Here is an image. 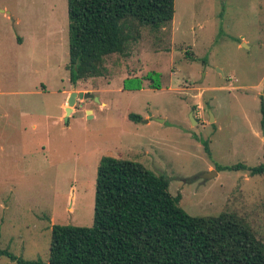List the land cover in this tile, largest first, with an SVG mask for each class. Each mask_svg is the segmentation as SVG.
<instances>
[{
	"label": "rangeland",
	"instance_id": "1",
	"mask_svg": "<svg viewBox=\"0 0 264 264\" xmlns=\"http://www.w3.org/2000/svg\"><path fill=\"white\" fill-rule=\"evenodd\" d=\"M2 9L0 252L16 260L0 264L47 262L52 225H93L102 157L166 175L188 215L235 214L264 242V177L249 170L264 163V0H174L169 24L133 31L101 76L76 84L67 0H0ZM135 79L141 89H124ZM71 92L98 101L78 99L65 121Z\"/></svg>",
	"mask_w": 264,
	"mask_h": 264
},
{
	"label": "trees",
	"instance_id": "2",
	"mask_svg": "<svg viewBox=\"0 0 264 264\" xmlns=\"http://www.w3.org/2000/svg\"><path fill=\"white\" fill-rule=\"evenodd\" d=\"M67 16V70L70 83L76 84L101 76L104 59L124 54L133 31L169 24L174 0H67ZM147 78L151 88H159L158 74ZM126 81V90L142 88L140 80L134 86ZM249 170L251 176L264 177V163ZM168 188L164 174L138 162L102 157L93 225H52L48 261L17 259V264H264V242L243 220L228 213L190 216Z\"/></svg>",
	"mask_w": 264,
	"mask_h": 264
},
{
	"label": "water",
	"instance_id": "3",
	"mask_svg": "<svg viewBox=\"0 0 264 264\" xmlns=\"http://www.w3.org/2000/svg\"><path fill=\"white\" fill-rule=\"evenodd\" d=\"M2 12H3V10H0V13H2ZM243 46H244V44H243ZM78 99H83V100L95 99L96 101H98V99L93 97V95H91L90 93L71 92L69 94L68 100L66 102V107L64 108L65 121H67V118L69 117V115L74 111V108H75V105H76V102H77ZM190 118L193 121V123H195V124L197 123V121L193 118L192 114H190ZM212 120H213V117H212V115L210 113V121H212ZM213 176H215V173L214 172H209V173H205L204 175H202L201 179L204 181V180L212 178Z\"/></svg>",
	"mask_w": 264,
	"mask_h": 264
},
{
	"label": "crops",
	"instance_id": "4",
	"mask_svg": "<svg viewBox=\"0 0 264 264\" xmlns=\"http://www.w3.org/2000/svg\"><path fill=\"white\" fill-rule=\"evenodd\" d=\"M2 10H3V9H2ZM3 12H4V10H3ZM3 12H2V13H3ZM65 99H66V97H65ZM65 99L63 100V102L60 103V108L63 109V110H64V108L66 107ZM72 113H73V112H72ZM72 113H71V114H72ZM71 114H70V115H71ZM63 115H64V114H63Z\"/></svg>",
	"mask_w": 264,
	"mask_h": 264
},
{
	"label": "bare ground",
	"instance_id": "5",
	"mask_svg": "<svg viewBox=\"0 0 264 264\" xmlns=\"http://www.w3.org/2000/svg\"><path fill=\"white\" fill-rule=\"evenodd\" d=\"M88 114H90V111H88Z\"/></svg>",
	"mask_w": 264,
	"mask_h": 264
}]
</instances>
